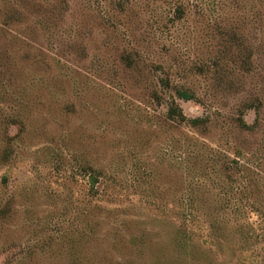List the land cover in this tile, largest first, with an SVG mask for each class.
I'll use <instances>...</instances> for the list:
<instances>
[{
	"label": "rangeland",
	"instance_id": "obj_1",
	"mask_svg": "<svg viewBox=\"0 0 264 264\" xmlns=\"http://www.w3.org/2000/svg\"><path fill=\"white\" fill-rule=\"evenodd\" d=\"M184 207L199 241L209 210L251 223L226 264H264V0H0V264H124Z\"/></svg>",
	"mask_w": 264,
	"mask_h": 264
},
{
	"label": "trees",
	"instance_id": "obj_2",
	"mask_svg": "<svg viewBox=\"0 0 264 264\" xmlns=\"http://www.w3.org/2000/svg\"><path fill=\"white\" fill-rule=\"evenodd\" d=\"M125 61L131 66L132 63L128 58ZM159 82L163 90L171 89L169 78H161ZM175 92L180 100H197L196 96L189 91L176 89ZM153 96L157 101H160L157 92ZM241 113L239 119L240 130L253 132L255 124H248L245 120L246 112L243 111ZM166 120L178 126L187 125L195 130L210 123L208 117L188 118L182 108L175 102H172L169 106ZM6 158H8L7 151H5L2 160ZM234 163L237 166L239 165V161L234 160ZM236 169L232 164L224 168L227 181L231 180L232 182L233 179H230V177L232 178V171ZM81 170L88 177L90 190L93 193H97L96 186L99 183V175L96 174L95 167L87 163ZM245 190L249 191L250 189L246 187ZM247 194L250 195V193ZM254 208L252 207V210L258 214L262 224L264 222V207ZM204 212L206 215L207 209H197L195 211L190 207L181 208L177 214V218L179 219L178 224L166 220H158L156 222L160 226L159 229H156L154 226L151 229H145L134 223L135 231L130 236L128 245L135 252H133V256L125 259L124 264H226V259L229 256L228 252H231L232 249L230 247H234L237 244L248 246L252 240L256 239L259 241L263 237L262 234H258V229L253 227L248 221L241 222L238 219L229 226L226 222L221 221L219 217H215L213 213H209V210L208 216L212 219L208 223L209 241H199L195 238L190 225L199 215L205 216ZM233 212L237 218H243L246 217L245 212L247 210L245 208H235ZM216 214L219 215V212L216 211ZM259 230L264 232V228ZM83 261L79 257V264H82Z\"/></svg>",
	"mask_w": 264,
	"mask_h": 264
}]
</instances>
